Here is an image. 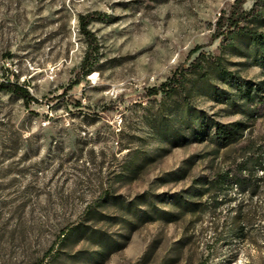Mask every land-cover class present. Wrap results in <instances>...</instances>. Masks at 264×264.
<instances>
[{"label": "rangeland", "instance_id": "1", "mask_svg": "<svg viewBox=\"0 0 264 264\" xmlns=\"http://www.w3.org/2000/svg\"><path fill=\"white\" fill-rule=\"evenodd\" d=\"M233 2L0 0V82L35 99L0 92V264H264V172L254 195L233 184L197 195L264 148V116L245 110L236 82L191 68L220 62L264 87L245 41L213 39ZM92 11L112 21L88 26L83 75L78 17ZM179 70L176 91L145 94ZM238 120L241 139L217 150L213 123ZM176 193L202 209L176 217Z\"/></svg>", "mask_w": 264, "mask_h": 264}, {"label": "trees", "instance_id": "2", "mask_svg": "<svg viewBox=\"0 0 264 264\" xmlns=\"http://www.w3.org/2000/svg\"><path fill=\"white\" fill-rule=\"evenodd\" d=\"M246 0H234L227 12H221L216 19V33L213 39L220 38L222 40H229V43H234L236 39H242L250 46L253 57L259 64L264 66V32L257 31L256 29H244L239 27L242 21L247 22H264V0H257L249 9L244 8ZM259 6V8L257 7ZM79 30L86 37L88 49L85 52L84 58L81 63V70L83 75L91 72L95 60V45L93 44V34L88 29V26L93 21L111 22L110 15L100 12L92 11L78 17ZM200 77H205L210 71L217 73L223 79L236 82L237 94L236 97L243 101V106L246 111H250L252 115L264 116V87L261 84H255L248 81H239L231 71L227 70L220 62L213 63L208 69L203 70L201 61L195 62L191 66ZM184 70V66L181 68ZM187 74L181 70L176 71L167 80L162 82L159 86L147 88L144 92L147 96L156 95L159 92L171 93L176 91L177 88L183 84ZM78 83V82H76ZM11 92L23 100L29 102L35 100L31 96L26 87L11 82H0V92ZM247 124L244 121H232L227 123L215 122L213 123V131L209 135V141L218 149L226 148L232 144L237 143L243 136ZM257 171L264 172V148L261 151L248 150L246 156L240 160L232 170H225L215 173L211 178L205 179L202 183L201 191L197 195L211 193L216 196L217 191L230 185L238 187L239 193L250 192V196L256 193L257 189ZM186 192L190 193L189 190ZM198 192V189L192 193ZM193 195V194H191ZM173 202L177 205L180 214L195 213L200 211L202 203L188 199V195H181L176 193L173 196ZM242 233L241 229L239 230Z\"/></svg>", "mask_w": 264, "mask_h": 264}]
</instances>
